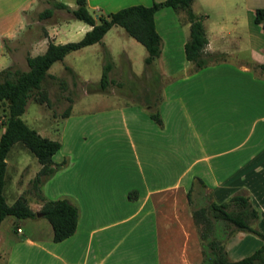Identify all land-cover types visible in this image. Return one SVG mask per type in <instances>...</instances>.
I'll return each instance as SVG.
<instances>
[{
    "label": "crops",
    "instance_id": "0c3cea01",
    "mask_svg": "<svg viewBox=\"0 0 264 264\" xmlns=\"http://www.w3.org/2000/svg\"><path fill=\"white\" fill-rule=\"evenodd\" d=\"M39 1L0 0V69L26 63V56L44 52L49 40H69L64 25L75 18L72 13L66 16L65 8L53 7L51 15L40 18L43 8L33 18ZM152 1L87 0V7L97 18L129 4L149 5ZM195 1L192 9L202 15L208 37L204 52L217 53L219 58L195 68L184 52L190 25L185 12L168 6L155 12L161 52L153 60V75L146 77L153 80L147 91L155 95L161 122L151 118L144 104L127 106L129 117L123 121L128 157L134 155L137 165L131 168L126 163L124 170L112 166L104 183L84 182L79 169L86 167L89 159H122L113 153L118 138L104 134H91L89 146L81 144L71 154L65 151L67 158L64 152L58 156L63 142L53 154L54 162L67 159L55 173L73 168L72 185L55 196L47 193L46 180L40 186L47 198L65 197L78 207L73 234L53 240L51 223L45 224L38 212L41 200L27 191L41 164L22 143L11 145L6 155L5 199L10 204L24 194L36 215L28 217L31 225L25 230L14 216L3 218L0 264H192L187 243L178 258L171 246L175 231H181L188 240V218V225L193 221L188 200L173 196L180 191L187 196L192 186H202L208 200L217 202L246 189L259 212L256 227L264 233V72L260 68L264 33L254 20L255 9L264 7V0H217L222 6L216 8L217 19L210 22L211 11L196 12ZM68 5L75 8L77 4ZM78 26L83 33L91 28L87 22L74 24L73 34ZM117 26L122 27L111 28ZM117 31L137 41L125 29ZM121 44L129 60L128 45ZM91 45L94 43L86 47ZM71 117L78 118L70 112L66 119ZM3 130L0 124V136ZM12 151L19 153L18 157L11 158ZM26 151L36 157L37 168L22 156ZM14 225L17 232L12 229ZM238 232L253 237L252 232Z\"/></svg>",
    "mask_w": 264,
    "mask_h": 264
},
{
    "label": "trees",
    "instance_id": "16d2710c",
    "mask_svg": "<svg viewBox=\"0 0 264 264\" xmlns=\"http://www.w3.org/2000/svg\"><path fill=\"white\" fill-rule=\"evenodd\" d=\"M50 7L39 12L40 18L52 14L53 7L65 8L72 15L91 25L78 40L62 43L48 41L44 52L26 56L27 68L21 64L12 63L0 69V101H4L3 118L0 124L4 130L0 136V223L7 215L14 217H33L36 212L29 206L24 194L19 195L12 203H7L3 185L6 172V155L15 142L26 146L38 159L41 167L31 180L27 191L41 200L38 212L51 223L53 240H62L76 229L78 207L65 197L47 198L42 190L41 183L53 175L66 160L54 162L53 154L61 147V142L41 135L35 128L29 126L22 118L27 100L33 97L38 102L50 104V99L44 89V84L53 74L48 72L49 67L57 60L80 47L100 42L103 35L113 26L120 25L125 31L144 45L147 54L144 57L145 69L152 65L153 60L161 52V36L155 26V12L165 6L185 12L189 25V37L184 44L185 57L193 62L195 68L202 67L210 61L217 60L219 54H205L204 48L208 43L203 17L192 9L193 0H153L151 4H129L106 14H99L97 18L89 11L87 0H75L76 7L59 0H46ZM255 22L259 23L264 33V7L255 9ZM5 45H7L5 39ZM107 61L103 64L102 74L97 82L88 83L90 91H104L114 82L110 77L113 63L109 60L108 50L104 47ZM73 73L70 66H65ZM264 72V61L260 64ZM74 74V73H73ZM143 104L149 115L160 123L161 118L155 101H151L147 93ZM71 105L63 111V116L70 114ZM189 191L187 196L189 197ZM194 221L201 226L202 259L200 264H264V233L253 222L258 218V209L251 203L248 191L244 188L233 193L228 199L217 202L208 200L207 204L199 205L192 210ZM236 230L252 232L263 239V243L251 253L238 259H231L225 243Z\"/></svg>",
    "mask_w": 264,
    "mask_h": 264
},
{
    "label": "rangeland",
    "instance_id": "374dc122",
    "mask_svg": "<svg viewBox=\"0 0 264 264\" xmlns=\"http://www.w3.org/2000/svg\"><path fill=\"white\" fill-rule=\"evenodd\" d=\"M62 1L71 4L72 7L76 5L75 0ZM46 6H51V3L46 0H40L32 12V17L37 18L38 12ZM221 6L222 4H219L217 0H196L193 8L196 12L206 9L210 10L211 16L207 20V22H210L217 19L216 8ZM227 6L231 8L234 4H227ZM64 10L65 15L68 16L69 11L67 9ZM77 23L84 24L85 22L73 18L65 23V31L70 36L67 41L78 40L84 34L82 28L79 30V26L75 28L76 33L73 34L74 24ZM117 30L124 32L122 27H113L106 32V35L100 42L71 51L63 59L55 61L48 69V72L53 74V77H49L44 84V89L50 99V104H46L45 102L40 103L34 100L33 97H30L27 100L25 111L21 114V118L29 126L35 128L41 135L63 142L64 149L59 152L58 156L63 155L64 152L66 154L65 158L81 144L88 147L91 134H104L118 138L117 143H114L113 153H119L122 159L118 161L117 158H113L111 160L105 156L89 159L87 161L88 165L79 169V176L84 178V182L87 184L104 183L106 176L110 175L109 170L112 166L114 169L124 170L126 163L127 167L131 166V168L137 165L134 155L128 157L129 149L123 140L126 138L123 121L129 117L127 106L136 104L141 107L146 94L149 93L147 90L153 86V80L146 76L153 75V66L155 63L153 62L151 66L145 69L144 56L146 55V49L144 45L135 41L126 35V33H118ZM130 41L134 42V45L130 44ZM122 42L128 45L126 47L129 51V60L122 48ZM104 47L108 50L109 60L113 63L109 74L114 82L104 91H90L87 88L88 83L97 82L100 79L103 64L108 60L104 52ZM20 64L21 68H26L25 62ZM67 65L73 69L74 74L66 69L65 66ZM149 97L151 101H154L155 95L150 94ZM69 105H71L70 112L72 115H76L78 118L71 117L70 119H66L67 116H63V111ZM5 108V102L0 101V119L3 118ZM88 113H92L94 116L85 117L84 115ZM79 115H83L84 118ZM65 151H69V153ZM87 151L92 150L88 149ZM94 151L104 153L102 150ZM15 153L12 151L11 158L14 155L18 157L19 153ZM22 156L27 157L29 162L31 161L30 163H32L34 169L38 167L39 163L36 157L30 152L26 151ZM72 170L73 168L69 171L57 172L54 177L53 174L46 181L44 180L45 186H47V193L55 196L67 190L68 186L72 185H69L72 182L70 178L73 177L74 173ZM183 194L180 191L173 198L187 199L189 204L188 210L190 211L200 204L205 205L208 202L205 189L202 186H192L189 197ZM5 218L13 217L12 215H7ZM43 218V222L45 224L47 222L50 225V221L45 216ZM14 219L18 226L24 230L31 225L32 219L28 217H15ZM188 224L189 218L187 221L189 228L188 240L184 238L181 231H175L171 246L173 252L176 253L175 257L178 258L181 248L187 243L192 264H200L203 241L200 237L201 226L194 219L190 225ZM253 224L257 226L256 220ZM12 229L14 232H17L15 225ZM251 235L253 237L247 238L244 237L243 233H239L236 230L228 237L225 245L230 252L229 257L231 259L242 254L247 255L263 243V239L258 235L254 233H251Z\"/></svg>",
    "mask_w": 264,
    "mask_h": 264
},
{
    "label": "built area",
    "instance_id": "2783aa9c",
    "mask_svg": "<svg viewBox=\"0 0 264 264\" xmlns=\"http://www.w3.org/2000/svg\"><path fill=\"white\" fill-rule=\"evenodd\" d=\"M18 230H20V228H18Z\"/></svg>",
    "mask_w": 264,
    "mask_h": 264
}]
</instances>
